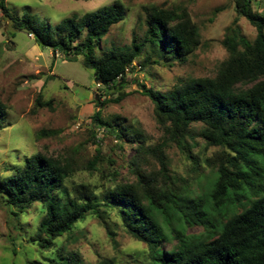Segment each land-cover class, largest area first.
I'll return each instance as SVG.
<instances>
[{
    "label": "trees",
    "instance_id": "1",
    "mask_svg": "<svg viewBox=\"0 0 264 264\" xmlns=\"http://www.w3.org/2000/svg\"><path fill=\"white\" fill-rule=\"evenodd\" d=\"M233 2L238 16L227 29L223 45L228 57L215 77L182 79L165 92L140 85L153 101L156 119L170 141L185 148L193 163L197 135L221 148L213 161L211 188L196 194L191 186L174 184L163 145H146L140 131L121 124L115 128L98 110L93 118L100 127L136 144L131 166L137 179L114 183L100 197L86 185L73 194L65 183L76 172L74 162L35 153L13 174L0 176V192L12 207L25 211L41 204L42 217L32 243L49 249L90 214L114 237L107 216L116 210L125 229L148 246L151 264H264V13L253 7L252 0ZM0 8L16 29L33 34L40 46L66 59L83 57V65L93 70L100 87L98 107L119 103L129 95L128 70L137 58L146 55L148 64L184 63L201 43L198 27L187 12L164 7L145 9L141 41L135 35L132 44L113 45L102 53L104 38L126 13L119 1L68 17L56 26L28 13L16 18L6 0H0ZM239 17L256 28L253 40L243 34ZM101 95L106 96L104 101ZM36 102L49 106L52 100L44 101L39 95ZM7 111L0 99V129ZM147 156L159 162L160 182L157 173L142 166ZM193 226L202 227L203 233L187 232ZM166 242H172L169 249L163 247ZM60 255L64 264H83L76 255Z\"/></svg>",
    "mask_w": 264,
    "mask_h": 264
},
{
    "label": "rangeland",
    "instance_id": "2",
    "mask_svg": "<svg viewBox=\"0 0 264 264\" xmlns=\"http://www.w3.org/2000/svg\"><path fill=\"white\" fill-rule=\"evenodd\" d=\"M115 1L123 4L126 13L110 29L99 53L113 45L128 46L135 35L141 41L146 30L145 9L153 6L187 12L198 27L200 45L184 63L148 64L146 55L137 58L128 70L129 95L119 103L98 107L100 87L93 70L83 65V57L66 59L61 53L40 46L33 34L16 29L0 8V99L8 107L0 129V176L13 174L28 158L41 152L74 162L76 172L65 183L73 194L76 188L86 185L100 197L114 183L135 181L131 160L136 144L123 142L113 131L100 127L93 118L99 110L101 117L115 128L121 124L140 131L146 145H163L174 184L191 186L193 192L202 194L211 188V169L221 148L208 145L197 135L193 149L197 161L193 163L185 148L170 141L156 119L153 101L142 93L140 85L165 92L182 79L215 77L228 57L223 45L227 29L238 16L233 0H6V7L18 19L28 13L56 26L68 17L83 16ZM252 3L264 13V0ZM238 24L249 39L256 37V28L245 17H239ZM39 95L44 101L52 100L51 105L38 106ZM100 97L103 101L106 98ZM142 166L157 173L160 182L161 166L157 160L147 156L142 159ZM40 210L41 204L36 203L20 211L8 204L0 192V264H64L60 254L76 255L83 264H100L103 260L110 264L152 262L148 246L125 229L116 210L107 216L114 237L95 214H90L77 223L71 234L43 249L31 242L42 217ZM173 223L178 224L174 219ZM203 231L200 226L187 230L191 234ZM171 246L172 242H166L163 247Z\"/></svg>",
    "mask_w": 264,
    "mask_h": 264
},
{
    "label": "built area",
    "instance_id": "3",
    "mask_svg": "<svg viewBox=\"0 0 264 264\" xmlns=\"http://www.w3.org/2000/svg\"><path fill=\"white\" fill-rule=\"evenodd\" d=\"M99 86V84H97Z\"/></svg>",
    "mask_w": 264,
    "mask_h": 264
}]
</instances>
